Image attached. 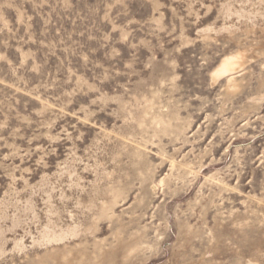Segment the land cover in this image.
<instances>
[{"label":"rangeland","instance_id":"obj_1","mask_svg":"<svg viewBox=\"0 0 264 264\" xmlns=\"http://www.w3.org/2000/svg\"><path fill=\"white\" fill-rule=\"evenodd\" d=\"M0 264H264V0H0Z\"/></svg>","mask_w":264,"mask_h":264},{"label":"bare ground","instance_id":"obj_2","mask_svg":"<svg viewBox=\"0 0 264 264\" xmlns=\"http://www.w3.org/2000/svg\"><path fill=\"white\" fill-rule=\"evenodd\" d=\"M241 56V55H240ZM240 57L237 55H231L225 57L215 71V76H220L224 73L233 71L239 64Z\"/></svg>","mask_w":264,"mask_h":264}]
</instances>
